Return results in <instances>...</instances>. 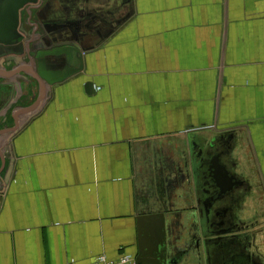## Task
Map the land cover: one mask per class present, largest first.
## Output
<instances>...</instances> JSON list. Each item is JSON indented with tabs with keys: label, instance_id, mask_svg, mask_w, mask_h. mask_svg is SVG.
Masks as SVG:
<instances>
[{
	"label": "crops",
	"instance_id": "1",
	"mask_svg": "<svg viewBox=\"0 0 264 264\" xmlns=\"http://www.w3.org/2000/svg\"><path fill=\"white\" fill-rule=\"evenodd\" d=\"M70 1L43 2L30 45L17 17L0 20V47L21 37L42 84L7 54L0 108L20 109L0 127V264L134 259L152 237L153 163L180 161L178 185L190 146L231 131L230 171H255L263 206L249 216L264 228V0H121L118 12ZM176 205L165 219L177 231L197 222ZM257 244L264 257V229Z\"/></svg>",
	"mask_w": 264,
	"mask_h": 264
},
{
	"label": "flooded vegetation",
	"instance_id": "2",
	"mask_svg": "<svg viewBox=\"0 0 264 264\" xmlns=\"http://www.w3.org/2000/svg\"><path fill=\"white\" fill-rule=\"evenodd\" d=\"M27 1L30 0H0V20L8 21L11 15L17 17V20L15 18L16 21L13 23L14 29L19 34H24L25 41L27 39L30 45L37 40H41L40 25L35 23V15H32V13L42 12L43 2L42 0H35V4L31 6ZM27 28H30L31 31L27 32ZM20 38L11 41V45L3 46L4 48L0 47V51L2 50L0 61L4 63L7 54L17 55L16 59L7 62H15L19 66L22 63L21 57H25L24 61L29 59L31 69L33 68V61L30 58L35 55L33 54L35 51L31 47L23 52L24 42ZM3 63L0 64V67L4 65ZM18 106H6L3 107V110L0 108V112L4 113L3 117L0 118V127L7 120L14 119V111L20 109ZM233 136L234 133L231 131L229 134L216 137V142H211L203 148L199 146L192 147L194 155L190 157L195 173L194 178H197L199 189L202 191L204 201L206 200L201 209V216L205 223L204 230L206 234L212 236L213 241L209 247H207L208 243L202 244L201 242L203 256L199 264H264V257L260 254L259 245L257 244L259 236L263 232V226L254 218L240 220L235 216L239 202L242 200L241 196L247 195L249 187H247L245 181L230 171V165L232 164L228 159L230 149L234 143ZM216 150L217 153H215ZM187 161L185 159V162ZM225 161H228L230 165ZM4 167L5 164L1 161L0 169H4ZM175 184L177 185V181ZM241 191V194L238 193ZM193 210L196 211V217L199 218L197 208ZM193 216H195V213ZM198 221H194L191 226L200 227L201 224L199 226ZM190 243L191 241L189 243L185 242L186 250L183 253L190 250ZM194 246L199 247V244H194Z\"/></svg>",
	"mask_w": 264,
	"mask_h": 264
},
{
	"label": "water",
	"instance_id": "3",
	"mask_svg": "<svg viewBox=\"0 0 264 264\" xmlns=\"http://www.w3.org/2000/svg\"><path fill=\"white\" fill-rule=\"evenodd\" d=\"M34 3V2H30ZM13 60V59H11ZM8 59V61H11ZM3 62L0 64L2 65ZM25 70V69H24ZM29 72V75L36 78L30 67L26 69ZM20 68H16V70L10 75H14L19 72ZM36 78L35 80H37ZM39 84L41 82L37 80ZM42 86V84H41ZM42 90H44L42 88ZM43 93L41 92V97L38 101L31 105L26 113L33 111L35 105L42 100ZM209 144V143H208ZM207 145V144H206ZM198 146L196 144H192L190 146L191 155H194L192 152V147L195 148ZM200 149V148H199ZM188 161L185 162V159L182 161V170L178 169L179 173V184L176 187L175 182L177 179L172 177L174 173V168L178 167L179 162H176V167L172 168V163L168 164L167 162H158L155 161L153 163V172L155 174V184L157 185L156 197H152L151 201L147 207V220L152 221V237L150 240H147L145 244L138 245V252L136 257L134 258L135 264H199L201 261V257L203 256L202 244L208 243L209 247L213 242L212 236L205 233V223L202 218L201 209L204 206L206 200L202 196V191L199 189V183L197 178L195 177V173L193 171V165L191 161V157H188ZM170 165V166H169ZM184 170V171H183ZM181 173V174H180ZM183 173V174H182ZM231 180V178H229ZM154 183V182H153ZM199 190V191H198ZM194 200V204L196 205L193 208H190V203ZM177 204L186 205L183 209V212L192 216L189 211H192L194 208H197L199 218V226L188 225L186 230L183 227H180V231H177V224H175L172 220V217L181 213V210H178ZM189 212V213H188ZM172 219L169 222L166 218ZM188 218V217H187ZM185 232V235H184ZM186 237L185 242L189 243L191 241V248L188 252H184L186 250V244L184 239ZM203 240V241H202ZM207 241V242H206ZM194 244H199V247H195ZM186 258V261H184ZM183 262V263H182Z\"/></svg>",
	"mask_w": 264,
	"mask_h": 264
},
{
	"label": "rangeland",
	"instance_id": "4",
	"mask_svg": "<svg viewBox=\"0 0 264 264\" xmlns=\"http://www.w3.org/2000/svg\"><path fill=\"white\" fill-rule=\"evenodd\" d=\"M34 1L35 0H33L32 2H34ZM42 2L45 3V0H42ZM34 3H32L30 5L32 6V5H34ZM83 3L84 2L82 0H74V4H73V1H70V3H68V5H70L71 8L75 7L74 10L77 12L78 11L77 8H79L80 10L84 9V7H83L84 4ZM85 3L87 5H89V2H85ZM49 6H50V1H48V3H47L46 12H50V7ZM90 7L92 9V11H90V12H115L116 10H117L116 12H118V8L120 10V7H121V0H92L91 4H90ZM87 8H88V6H87ZM84 10H85V12H87L86 9H84ZM33 14H35V13H32V15ZM36 94H35V97L34 96L31 97V100L28 99V102H27L28 106L29 105L31 106L33 103H35L34 101L36 99ZM32 115H33V113L30 114L29 116L31 117ZM233 137L235 139V142L233 143V149L231 148L232 151L236 150V148H237L236 138H235V136H233ZM241 138L237 139V142L240 141ZM207 139L208 140H203V144H204L203 147L206 144H208V143L210 144L211 142H216L217 141L216 137H210V138H207ZM240 142H241L240 143L241 144L240 145V155H241V157L239 155H237L236 158L240 157V159H242V158L244 159V157L246 155L243 154L244 153L243 149H245V148L243 146L242 140ZM241 152H243V153H241ZM229 158H231V160H233L232 157H231V154H230ZM225 162L228 163V161H225ZM235 162H237V160H235ZM239 162H240V160H239ZM247 162L248 161H246V162L241 161L240 164H238L239 166L238 167L235 166L236 168L233 169V173L236 174L237 177H240V178L243 177V179H245V177H246V179L247 178L249 179V180L247 179L246 182L248 181L249 184H251V186L249 188L250 192L247 195H245L244 197L241 196L242 200L239 202V207L236 210V215L235 216H237L238 219H240V220L249 219L250 218L249 215L252 213L253 209H254V212L255 211L258 212V210H261V207L263 206V202H262L263 201V198H262L263 196H262L261 190L259 188H257L259 186V183H258V180H257L256 176H254V175H256L255 171L254 172H250V170L248 171V169L246 168V167H248V165H247L248 163ZM231 167H232V165H230V169H231ZM250 175H252L253 177L250 176ZM238 193L241 194L242 191L238 192Z\"/></svg>",
	"mask_w": 264,
	"mask_h": 264
},
{
	"label": "built area",
	"instance_id": "5",
	"mask_svg": "<svg viewBox=\"0 0 264 264\" xmlns=\"http://www.w3.org/2000/svg\"><path fill=\"white\" fill-rule=\"evenodd\" d=\"M91 264H135V262L128 256H121L116 260H107L105 256H98Z\"/></svg>",
	"mask_w": 264,
	"mask_h": 264
}]
</instances>
